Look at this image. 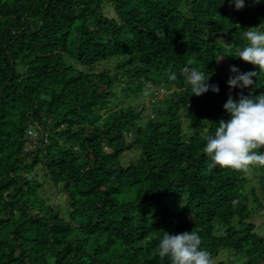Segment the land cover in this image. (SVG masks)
<instances>
[{
  "label": "trees",
  "instance_id": "trees-1",
  "mask_svg": "<svg viewBox=\"0 0 264 264\" xmlns=\"http://www.w3.org/2000/svg\"><path fill=\"white\" fill-rule=\"evenodd\" d=\"M244 3L0 0V264H171L157 253L164 231H198L212 259L229 249L264 264L246 173L209 169L202 151L230 118L229 95L264 93V73L248 88L227 84L232 66L257 70L234 56L245 31H264V0ZM190 60L219 93L192 95L181 74ZM121 84L149 106L106 112ZM148 107L156 117L144 121ZM253 169L264 211V167ZM39 174L67 194L68 218Z\"/></svg>",
  "mask_w": 264,
  "mask_h": 264
},
{
  "label": "clouds",
  "instance_id": "clouds-1",
  "mask_svg": "<svg viewBox=\"0 0 264 264\" xmlns=\"http://www.w3.org/2000/svg\"><path fill=\"white\" fill-rule=\"evenodd\" d=\"M235 5L236 10L245 6L244 0H228ZM259 3V0H255ZM247 45L238 49L234 57L252 64L257 70L240 72L235 66L230 68L232 75L227 84L229 89H244L254 84L253 78L264 73V31L250 28L244 32ZM193 61H188L181 69L192 95L202 96L211 90L219 93L218 85L209 84L210 77L204 72L190 67ZM175 73L169 75V80L175 81ZM224 110L229 114L227 121L220 120L214 135L205 137L207 143L202 149L208 158L207 167L215 169H231L236 172L248 173L253 167H264V93L258 96H244L238 100L229 95L224 104ZM240 203L239 199L231 201L233 207ZM202 240L198 231L169 234L164 231L159 239L157 253L163 260L169 258L171 264H214L211 254L201 248Z\"/></svg>",
  "mask_w": 264,
  "mask_h": 264
},
{
  "label": "rangeland",
  "instance_id": "rangeland-1",
  "mask_svg": "<svg viewBox=\"0 0 264 264\" xmlns=\"http://www.w3.org/2000/svg\"><path fill=\"white\" fill-rule=\"evenodd\" d=\"M105 12L109 16L116 17V13L114 11V7L112 4H108L105 7ZM115 60L111 61H103L101 62L97 68L98 71H101L105 67H114L115 66ZM125 84H121L116 89L117 96L111 103L110 107L106 109L107 111H117L119 108L123 106H127L130 104H138V103H144L146 106H149L150 97L147 96H127L125 91L123 90ZM149 117H156V109L153 107H148L144 116V121H147ZM186 123V122H185ZM35 143H32L31 147H34ZM140 155L139 149L135 148L134 150L127 151L122 157L121 161L124 164H128L133 159L138 158ZM259 173L258 171H255V169H251L248 173L245 174L246 180H245V188L247 192L249 193L251 197V206L255 209L254 214L252 217V220L258 224L263 225L264 223V211H262V208L257 207V203L253 201V191L255 192V196H258L260 199H262L263 195L261 194L262 188L259 181ZM38 180L41 182H44V186L41 189V193L43 196L48 200V204L51 205L55 210L59 211V213L65 217L68 218L67 210H68V201H67V194L64 192L62 188L53 186L50 184L48 180L43 178L42 174L38 175ZM222 227L220 226L218 228V232H220ZM244 256L241 253H235L233 250L229 249H222L217 255L213 257L214 264H227L228 262H232L234 264H241L244 260Z\"/></svg>",
  "mask_w": 264,
  "mask_h": 264
},
{
  "label": "bare ground",
  "instance_id": "bare-ground-1",
  "mask_svg": "<svg viewBox=\"0 0 264 264\" xmlns=\"http://www.w3.org/2000/svg\"><path fill=\"white\" fill-rule=\"evenodd\" d=\"M32 130V129H31ZM38 135V134H37ZM36 138V137H35Z\"/></svg>",
  "mask_w": 264,
  "mask_h": 264
}]
</instances>
